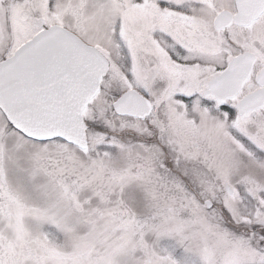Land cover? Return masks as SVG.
<instances>
[{
	"label": "rangeland",
	"instance_id": "374dc122",
	"mask_svg": "<svg viewBox=\"0 0 264 264\" xmlns=\"http://www.w3.org/2000/svg\"><path fill=\"white\" fill-rule=\"evenodd\" d=\"M192 1L189 15L148 12L159 13L160 33L185 38L184 65L152 47L154 18L138 31L135 19L145 12L133 8L132 67L111 66L87 104L85 149L27 138L0 111V264H264V108L232 117L225 109L241 100L219 106L203 94L238 53L254 52L260 68L264 15L252 29L218 31L212 22L229 0ZM47 2L32 0V13L57 22ZM57 3L72 17L65 25L102 53L113 51L122 6ZM3 5L0 57L28 36L16 18L34 26L24 0L14 14ZM128 88L154 105L149 116L115 115L112 101Z\"/></svg>",
	"mask_w": 264,
	"mask_h": 264
},
{
	"label": "water",
	"instance_id": "95a60500",
	"mask_svg": "<svg viewBox=\"0 0 264 264\" xmlns=\"http://www.w3.org/2000/svg\"><path fill=\"white\" fill-rule=\"evenodd\" d=\"M237 2L242 4L243 12L235 15V20L241 24L249 23L264 7V0ZM230 20L231 15L223 11L216 17L215 25L222 27ZM252 62L250 53L237 56L210 81V93L219 100L236 94ZM106 71L107 61L95 48L62 27H50L0 62V109L12 126L29 138L44 141L60 137L85 148L82 110L98 91ZM258 80L264 83V69ZM263 102L264 90L244 97L237 109L244 114ZM113 106L117 113L135 116H143L151 109L148 101L134 90L123 93Z\"/></svg>",
	"mask_w": 264,
	"mask_h": 264
},
{
	"label": "flooded vegetation",
	"instance_id": "af4514ba",
	"mask_svg": "<svg viewBox=\"0 0 264 264\" xmlns=\"http://www.w3.org/2000/svg\"><path fill=\"white\" fill-rule=\"evenodd\" d=\"M25 3H27V8L24 11V14L26 17H30L32 19V22L34 23V26L28 24V22H26L25 20L23 21L22 18H16L14 20L13 25H24L27 24L28 27V33H27V37L19 42L16 46L10 48V44L8 45V48L6 49V52L4 54H2V56L0 57V61L3 60L4 58L10 56L21 44H23L25 41H27L28 39L32 38L34 35H36L37 33L41 32L42 30L48 28L51 25H60L70 31H72L73 33L77 34L81 39H83L78 32L76 31L77 29L70 28L69 26L65 25L63 23V17L66 16L70 19H72L71 16L68 15L67 12H63V11H58L57 7H58V3L57 0H48V2L46 3V7L48 8V10L54 14L55 18H57V22L53 21L51 23H45L46 20H43V18L41 16L37 17L36 15L38 14H33L32 13V8H31V3L32 0H24ZM107 2H109V5H114V7H123V15L122 17L120 16V21H119V26H118V32L115 33V28L111 29L112 32V37L110 39H113V51H109L108 52H103L104 56L106 57L107 61H108V70L111 66L115 67L116 70H118V68L122 69L125 73L126 71H128L129 67H132V52L134 49V46L132 44L133 40H134V36L129 34L130 32H132V29L130 27V23H128V15H130L133 12V8H135L136 11H142L145 12L144 15L143 14H138L139 16L135 19V23H136V27H142V29H138V31L143 30L144 25H145V21H148L146 19V17H150V18H154L156 16V14L158 15L159 12H162L163 14L167 13V14H172V15H176L177 14H183V15H189L188 13V8L186 7V5L188 3H190V0H183V1H170V0H107ZM193 3H199V1L194 0L192 1ZM251 2L253 3L254 0H251ZM4 3L3 8L7 11V14L13 13L14 14V5L16 3V5H20L22 3V0H0V6L1 4ZM230 5L227 7L222 8L219 12L221 11H227L229 12V14L231 15V20L229 21V23L221 28H216L214 26V20L212 22V26L215 30L218 31H224L229 27H235V28H247V27H252L256 24H259V19L264 15V8L263 10L257 15V17L253 18L248 24H239L236 20H235V15L238 12H243L241 9V3L238 5L236 0H229ZM24 6V5H23ZM155 9L157 10L155 13L156 14H151V16H149L150 10L149 9ZM218 12V13H219ZM1 13V12H0ZM110 13V12H109ZM0 20H1V14H0ZM153 27L156 26V24H158V21H156L157 19L154 18L153 19ZM135 23L133 22L132 24ZM73 25V24H72ZM128 25L130 27V30L128 31ZM160 25V24H158ZM7 26H11V19L9 17V20H7ZM72 27V26H71ZM33 28V30H32ZM161 29L158 28H153L152 32L147 34V38L149 36V40L150 43L152 45V47L160 50L161 53H163L165 56L167 57H174L175 55H177L179 57V60L177 61V63L184 65L185 63H187L186 60V54L187 51L185 50V48H183V43H185V38H179L176 40H172L170 39L164 32H159ZM117 35H119L117 37ZM140 37L139 39H143L146 40V38H143V33H140ZM9 37V34L7 35ZM13 38H10V41ZM137 51V50H136ZM246 52V51H244ZM249 52V51H248ZM253 54V63H252V67H251V71L247 77V79L243 82L241 89L238 91V93L235 94V96L233 95L232 97H227L226 99H224L223 101H218L217 99H215L212 95H204L206 98L211 97L213 98V100L216 102V104H218L220 106L223 104H226L227 102H230L228 100L231 99H242L244 96L246 95H250L252 93H257L259 91H263L264 90V83H260L259 80H257V76L260 73L261 70L264 69V62H262L263 64L260 66L259 69H257L256 67V63H257V55L254 52H250ZM241 53L236 54L234 57H232L228 63L225 65V67L221 68V70L215 74L219 75L220 73H222L227 66L229 65V63L231 62V60H233L237 55H239ZM130 59V60H129ZM131 61V63H130ZM145 69V68H144ZM107 70V73H108ZM144 71V70H143ZM159 71V70H158ZM106 73V74H107ZM105 74V75H106ZM213 76V77H214ZM213 77H211L209 80H211ZM209 80L206 83V87L203 90V93L205 94V92H207L208 88H207V84L209 82ZM263 80V79H260ZM246 88L248 89V91L244 90V94H242L243 89ZM129 89H134V88H128L126 90ZM124 90V91H126ZM122 91L118 96H116V99L124 92ZM144 95V94H142ZM145 96V95H144ZM240 96V98H239ZM115 100V99H114ZM113 100V101H114ZM149 100V99H148ZM112 101V102H113ZM237 100H233V104H235V107H229L227 109H225L226 114H231L232 117H239V114L237 112L236 109V102ZM150 102V100H149ZM184 102H186L184 100ZM151 103V102H150ZM174 103H177L176 100H174ZM187 103V102H186ZM152 108L149 111L148 114L142 116V117H136V118H146L147 116H149L151 114V112L154 109V105L151 103ZM173 106H175V104H173ZM87 107V106H86ZM86 107L83 110V118H84V111L86 110ZM112 107V106H111ZM262 108H264V103L259 105L258 107H256L255 109H252L248 112L255 114V112L257 110H261ZM113 110V108H112ZM113 112L115 113V111L113 110ZM115 115L117 116H129V117H134L132 115L129 114H117L115 113ZM241 116V115H240ZM236 117V118H237ZM135 118V117H134ZM85 119V118H84ZM228 188H226L227 190ZM230 190V189H229ZM228 190V192H229Z\"/></svg>",
	"mask_w": 264,
	"mask_h": 264
}]
</instances>
